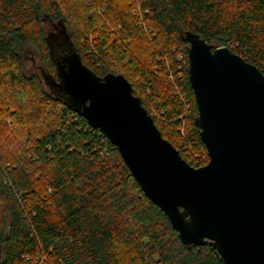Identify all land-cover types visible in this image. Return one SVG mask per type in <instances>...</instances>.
<instances>
[{
    "label": "trees",
    "instance_id": "1",
    "mask_svg": "<svg viewBox=\"0 0 264 264\" xmlns=\"http://www.w3.org/2000/svg\"><path fill=\"white\" fill-rule=\"evenodd\" d=\"M61 27L88 69L130 83L190 166L207 152L180 33L264 75V0H0V264H224L209 244L184 246L117 149L65 105L47 42ZM33 54L42 78L25 69Z\"/></svg>",
    "mask_w": 264,
    "mask_h": 264
},
{
    "label": "water",
    "instance_id": "2",
    "mask_svg": "<svg viewBox=\"0 0 264 264\" xmlns=\"http://www.w3.org/2000/svg\"><path fill=\"white\" fill-rule=\"evenodd\" d=\"M180 38L208 157L202 167L162 138L123 76L99 77L82 63L63 27L47 36L53 86L117 149L184 246L209 244L224 264H264V75L226 47L191 32Z\"/></svg>",
    "mask_w": 264,
    "mask_h": 264
},
{
    "label": "rangeland",
    "instance_id": "3",
    "mask_svg": "<svg viewBox=\"0 0 264 264\" xmlns=\"http://www.w3.org/2000/svg\"><path fill=\"white\" fill-rule=\"evenodd\" d=\"M28 56H29L28 57L29 59L26 61V64H25V69H26L27 73L28 74H35V75H38L42 78L41 71L44 72V70L42 69L43 64H42L39 56L36 54L28 55ZM186 154H188V153H186ZM188 155L191 157V161H192L191 167L195 166V168H198L199 163L204 164V162L201 160V158H198L199 157L198 153L195 152L193 154L190 153ZM195 156H196V158H198L197 161L194 160ZM193 163H194V165H193Z\"/></svg>",
    "mask_w": 264,
    "mask_h": 264
},
{
    "label": "built area",
    "instance_id": "4",
    "mask_svg": "<svg viewBox=\"0 0 264 264\" xmlns=\"http://www.w3.org/2000/svg\"><path fill=\"white\" fill-rule=\"evenodd\" d=\"M103 11V10H102ZM179 60L181 59V58H178ZM149 115V114H148ZM196 157V156H195ZM207 159H208V157L207 158H205L204 156H201V160L203 161V162H206L207 161Z\"/></svg>",
    "mask_w": 264,
    "mask_h": 264
}]
</instances>
